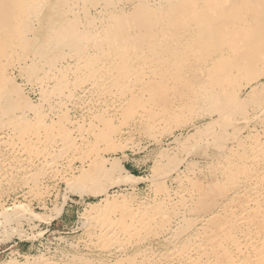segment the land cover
Returning <instances> with one entry per match:
<instances>
[{
    "label": "bare ground",
    "instance_id": "6f19581e",
    "mask_svg": "<svg viewBox=\"0 0 264 264\" xmlns=\"http://www.w3.org/2000/svg\"><path fill=\"white\" fill-rule=\"evenodd\" d=\"M52 1L53 0H45V7L48 8H38V10L36 9L37 7L34 4H30L31 2L29 3V0H0V130H8L10 131V134L14 136L13 142L8 139V141L6 142V145H8V147H11V152L15 151V146H19V153H29V155L27 154L28 157H26V159L28 158L27 161L29 162V164L34 163V158H36L34 156H38V152L41 151L42 156L40 154L39 155L41 156V158H44L46 160L48 165H50V167L47 168L49 170L53 162L54 164L58 163L57 159H61V161L63 160L67 163L69 161H72V155L74 157L75 154L77 155V153H79V150L83 151L86 146L90 145L91 147L92 142L89 144V140H86V143L80 145V143L83 141L84 133L86 135V133L91 132L93 136H95V139L96 137L100 136V133L97 132L99 131L97 121L98 119H101L102 116H105V118L102 119H104V121L106 122L109 121L111 117H116L120 113L123 114L127 112L126 114H128L131 119L138 118L142 122H144L143 124H146V126L149 125L151 126L150 128H152L155 123H158L159 120H162V117H164L166 114L168 117L172 114V112L180 109L179 107H182L183 104L178 107V105L173 102L174 99H165L164 95L161 99L160 104L157 105V102L152 101L153 96L151 94L150 87L148 88V85H151V83H155V85L160 87L161 90L167 91L166 88L171 87L173 89L178 82L181 83V73L178 72L183 66L177 64L178 62L174 64L172 59H177V61L180 62H186V60L188 61L189 57L187 56L189 55V53H191L192 55H194L195 53L193 47H196V49L199 51V53L201 54L199 55V58H201L205 64V66H203V69H205L206 72L205 77L203 83L199 84V90L202 92L200 93L201 97L199 102L202 103L206 101V105H208V107L204 109L205 111L203 112V114L209 115V113L216 112L218 114L216 120L218 121H222L225 118L224 116L227 117L228 109L234 108V106H236V98H234V96L230 97V95L235 93L234 91H236L235 86L237 85L236 82L238 78H241L242 80L247 68H252L251 70L253 71V68L258 67L260 64L259 63L257 65L255 61L254 50H256L255 45L260 42V36L264 30L262 26L264 25V0H136L132 3L133 6L130 14H124L125 12L123 10L121 11L124 13L118 12L120 11L119 9L122 8L119 6L117 11L112 0H95V3H100V9L98 12L101 16L103 15L101 12L104 8H106V10H109L106 13V16L100 18V22L98 23H101L100 26H94V28H96L95 31L90 30L92 28L90 27L89 21L82 23L81 21L75 20L76 22H74L73 19H75L76 16V14L74 13L76 12H74L71 17H69V13L66 12L68 13V17L65 18L63 16V10L61 8V6L63 5L59 6L61 0H58L57 3H54V6L51 3ZM43 6L44 4L41 7ZM74 9V7H71L69 8V11L73 12L75 11ZM45 11H47L48 13L47 16L45 15ZM51 13L59 14L60 18L58 20H52ZM44 15L46 16L45 18H43ZM31 17L36 18L35 21L36 23H38L37 27L42 25L41 28H44L43 31L45 30L44 33L46 34V38L41 45L39 44L40 46L38 45L39 47H37L36 50L34 49L35 52L33 50L34 54L28 56L25 51H27L26 48L28 47L27 32L29 29H31L30 23L33 22L30 21ZM56 21L59 22V24H57ZM177 28H180V30L178 29V32ZM164 32H166V35L170 36L171 40L166 36H163ZM141 33H143L144 36H148L149 38H143V35L140 38L136 36L137 34H139L140 36ZM105 34H107V44L115 47L110 51L108 50L109 53L106 54L108 55L107 57H111L110 63H112V65L107 67V69L101 66V68H99L100 70H102L101 73L98 72L99 70L96 71L100 73L98 75L95 71H91L92 74L89 72L85 73V75H88L89 79L92 81V84H89L90 87L88 89V93L95 95H93L95 97V101L98 103V107L101 108L99 111L101 113L98 112L97 114L96 111L95 114H92L96 119L97 124L94 120H91L86 124L87 127L84 126V124H81L79 120H76L77 118L74 119L70 117L66 113V111H64L63 113V109L59 110L64 106L61 103L60 106L58 105V110L59 113L60 111H62V114L61 116H58V118L60 119H58V121L54 123V127H52V125H49V121L47 126L44 125L45 127H42V132L38 131L39 133H36V131L35 133H32L31 129L29 128L32 126L33 121L31 116L29 117V112H32L35 116H37V118L39 117L40 124L44 122L45 118L44 116H42L44 118L42 121V117H40V115H42V112L40 111L41 109L38 108V110L35 107L33 108L30 103H21L16 106V103L14 102V94H16V96L20 94L16 92L19 91L17 89L18 87L14 86V84L12 83V79L8 75V68L15 63L19 64V62L23 60L24 64L23 62L22 64L24 66L19 65V67H25L24 72L27 73L28 79H31L33 75L36 78H39V71H42L44 73L45 70H50L51 72L54 71L52 74L55 75L56 72H59L58 75H60V78L58 79L57 77L59 83L55 81V83H58L59 85H56L57 88L50 92L55 93V96L54 94L53 96L56 98H60L62 96L64 98H71L72 93L74 92H72L70 89H73V87L71 86L70 88L67 86L68 82L64 70L62 72L59 71L60 68L55 65L56 60L54 57L49 59L50 61H47V54L45 51L54 48L57 49V47L60 46H67V52H62L63 54H61V56H64V54H66L67 57L83 58L85 57V55L81 54L82 49L95 47V45L93 44L94 42L92 43L93 39H90L88 36H90L91 38H96V36L101 35L98 41L100 43H103L105 40L103 41L102 38H106ZM153 36L155 37V39L152 40L151 37ZM34 39L38 41L36 37H34ZM127 39L131 42L130 46V43ZM144 41L145 45L140 46V44H143ZM179 41L181 45L178 48ZM261 42L263 43V40ZM122 43H125V45L127 44L129 48H126ZM175 43L177 46L173 47L171 44ZM37 44L34 41L33 45L36 46ZM95 44H97V42H95ZM122 45L125 48L122 47ZM102 51L94 49L91 55L88 54L89 56L87 55V57L84 58V60L86 61L85 65L87 64L88 59L91 58V61L93 60L91 56H97V54H100ZM83 54L87 53L83 52ZM261 56L262 55H260V57ZM81 60L78 61V65L76 64V62L75 64H73L74 66L72 67L74 68V73H82L79 67V64L83 62L82 61L80 63ZM119 62L122 63L118 67H115L114 65H117L115 63ZM253 63H256L257 66H254ZM65 64L67 63L65 62ZM150 65H161L160 67H162V70L160 72L162 73L158 71L160 74L154 72L155 75H153L151 71L148 72L147 68L150 67ZM81 67L83 68V65ZM157 67H154V69ZM261 67H264V64L258 67V69H261ZM157 70L159 69L157 68ZM250 76H254V73H252ZM54 77L55 76H53V78ZM46 79L47 78H45V81ZM68 80L70 81V79ZM223 83L225 85H223ZM51 84H54V82H52ZM44 85H46V82ZM49 87L51 88V86ZM189 88L187 89L186 87V90L188 91ZM52 89H54V87H52ZM250 89L251 91L249 96L251 97L254 94V86H251ZM216 93L220 95L227 94L222 99L223 102H221V104L217 103V97H215L216 100L214 98ZM48 96V94L43 95V97ZM49 99L52 98L49 97ZM47 101L46 103L50 102ZM52 101L56 100L52 99ZM61 101V99L58 100V102ZM88 101L91 100L89 99ZM247 102H249V100ZM67 103H69V101ZM84 103L87 104V101ZM186 104L188 105V103ZM72 105L73 104H71V106ZM53 108L54 107L49 106V110L47 109L46 111H49L50 114L53 111ZM16 109H18V111H16ZM99 114H101V116ZM176 118L177 117H175V119ZM37 122L38 121L34 120L33 123L37 124ZM212 123L214 124V122H211V124ZM40 124H37V126ZM213 124L208 126H214ZM235 130L236 127L234 131ZM226 132L227 131H224L223 134H227ZM6 136H8L9 138V135ZM77 137H80L79 140ZM80 140L82 141L78 143V141ZM249 140L250 143H246L248 146L246 148L248 149V152L245 155L242 154L243 152L241 151V149L243 144L240 145V143L235 147L234 150L228 149L229 152L225 153L224 155V159L227 158L230 161L231 165L229 167L226 166L227 168H223V171L233 170L234 172V170L237 169L236 171L240 172L237 176L231 175L228 177V182L234 185L232 186V190L230 189L233 192L231 193V195H229V198L225 200L227 202L236 200L238 203L236 206H234V204L228 205V207L224 206L222 210H220L222 211L221 215L218 213L220 215H218L219 218L212 223H210L211 221L208 222V225L205 226L207 228L202 232L203 234L196 232L195 230L192 231L193 228L190 223L187 224V226L182 227L181 230L176 231L175 233L174 231L176 229L173 231L171 236L175 239L171 240L172 245L170 248H167L169 250L165 249V252L162 250L163 252L157 251L158 253H155L156 251L152 249V251H154L152 253L145 247H142L144 243H148V241L150 240L148 239L150 234L151 236H153L154 234L157 235V228L162 229L165 226L169 225V222L172 221V212L175 213H173V215L177 214L175 217H177L178 214L184 212L182 218L179 219L180 225L181 222H183L187 217L185 215V212L189 216L194 211L193 206L195 203L196 194L190 193L187 186V190L183 189L181 191L182 195L179 196L178 202L174 204L175 206L173 205L174 207H172V209H170L171 207L169 208L166 205V202H162L164 204L158 202L159 204L157 205L154 204L153 206L146 207V205L148 204L147 202V204H144L143 209L140 210L137 215L133 214L132 212H128V214L132 216V221L128 219L129 221H131V224L130 226H127L126 229H122L119 223L115 225L118 221H116V223L112 225L113 218L111 219L110 217H106V215L96 221V223L94 221V223L96 224V228L97 226H99L100 229L97 230L98 232H100V238L98 237L99 239H96V246L106 251V254L108 253L110 255V253H115V256H118L114 261L112 260L111 262L105 263H103V261H100V264H264V141H262L260 138H256L253 133L249 135ZM11 143H16L17 145H12ZM36 146L37 148H34ZM84 157L82 159H84ZM5 161H7V159ZM67 163L66 165H68ZM40 164H38V166ZM81 164L83 165L82 162ZM114 164L116 165V161H114L113 163L111 162V166L113 165V167H115ZM8 166L10 167V164H8ZM40 167H42V165H40ZM117 167H119V165ZM10 169H12V167H10ZM13 169L15 168L13 167ZM120 169L123 171L122 168ZM114 170L113 172H117ZM22 174L24 173L22 172ZM131 177L135 176L132 175ZM29 179L31 178H28V180ZM62 179L64 178L62 177ZM24 180L27 179L25 178ZM24 182L25 181H23V183ZM71 185L73 187H78L74 183H71ZM104 198L105 200H103V202L109 201L110 199L107 193ZM226 201H224V203H226ZM223 205L225 204H222L221 206ZM168 210H170L171 212L170 216H167V214H169ZM132 211L134 212V209ZM212 214L213 211L209 212L205 217L212 220ZM117 215V218L120 217L119 214ZM161 215H165V217H161ZM123 216H125V214ZM99 217H101V214ZM129 218L131 219V217ZM206 218L203 217L202 220H207ZM177 219L178 218H176L175 220ZM202 222L204 221H200V223ZM184 223H186V221ZM108 226H110L111 228L108 229ZM213 226L215 227V229L211 228ZM131 234H134L140 239H126ZM123 235L128 236L126 238L123 237V239H120V237ZM145 237L148 238L141 239ZM180 237L181 239H178ZM167 240L170 241L169 239ZM131 247H134L132 256L128 254L129 250H133L131 249ZM80 258L79 260L83 264H87L85 259L83 260ZM42 259L43 258H33V260L31 261L27 258V261L24 263L18 262L16 260L14 261L13 259L12 261L5 264H49ZM107 259L109 258L107 257Z\"/></svg>",
    "mask_w": 264,
    "mask_h": 264
},
{
    "label": "rangeland",
    "instance_id": "374dc122",
    "mask_svg": "<svg viewBox=\"0 0 264 264\" xmlns=\"http://www.w3.org/2000/svg\"><path fill=\"white\" fill-rule=\"evenodd\" d=\"M44 1L45 0H29V3L31 2L30 4H34L37 7L36 9L48 8L45 7ZM57 1L58 0H53L51 2L53 6L54 3H57ZM134 1L136 0H112L117 11L120 6L122 9H119L120 11L118 12L121 13V10H123L125 13H122L124 14L131 13L133 6L132 3ZM43 4L44 6L41 7ZM59 6H61L62 8L64 14L63 16L65 18L68 17V13L69 17H71L73 13L76 12L74 13L76 14L75 19H73L74 22H76L75 20L81 21L82 23L89 21L90 27L92 28L90 29L91 31L96 30L94 26H100L101 23L98 24L100 22V18L106 16V13L109 11L108 9L106 10V8H104L101 12L103 15L101 16L98 12L100 9V3H95V0H61ZM71 7H74L75 11H69V8ZM56 14L51 13L52 20H58L60 18V15ZM45 15H48L47 11H45ZM45 15L43 16V18L46 17ZM30 19V21L33 22L30 23L31 29L28 28V47L26 48L28 52L25 51L28 56L33 55L36 48L39 47L46 38V34L44 33L45 30L43 31L44 28H41L42 25L37 27L38 23H36L35 21L36 18L31 17ZM56 23L59 24V22L57 21ZM262 26L264 28V25ZM180 28H177V32L180 30ZM142 35L143 33H141L140 36L139 34H137L136 36L140 38L142 37ZM90 36L88 37L90 39H93L92 43L94 42L93 44L95 45V47L82 49L81 54L87 57L88 54L91 55L93 53L94 49L104 51H102L100 54H97V56H91L93 59L92 61L91 58L88 60L86 58V65V61L84 60L85 57L82 58L78 56L79 58H73L67 57L66 54H64V56H61V54H63L62 52H67V46H63L64 48L62 46L57 47V49L54 48L55 51L54 49L45 51L47 54V61H50L49 59L54 57L56 60L55 65L60 68L59 71L62 72L64 70L68 82H66L67 86L70 88L71 86L73 87V89H70L72 92H74L72 93L71 98H64L63 96L60 98H56L54 97L55 93L50 92L52 90H55L59 85V82L57 80V77L58 79L60 78V75H58L59 72H56L55 75L52 74L54 72L53 70V72H51L50 70H45L46 73L43 70L45 74L42 71H39V78H36L33 75L31 79H28L27 73L24 72L25 67L22 68V66H24L23 60H21L19 64L15 63L11 65L12 67L10 66L11 68H8V75L12 79V83L14 84V86L18 87L17 89L19 91L16 92L20 94L18 96L14 94V102L16 103V106L21 103H30L33 108H40V111L42 112V115H40V117L44 116L45 118H41L42 121L44 119V122L40 124L39 117L37 118V116H35L32 112H29V117L31 116L32 121L34 122V120H36L38 121L37 124H40L37 126L36 123L32 122V126L29 128L31 129L32 133H35L36 131V133H39L38 131L42 132V129L45 127L44 125L47 126L49 121V125H52V127H54V123L58 121V119H60L58 118V116H61L62 111L63 113L64 111H66V113L74 119L77 118L76 120H79V122L81 124H84V126H86V124L91 120H94L96 123V119L92 114H95L96 111V113L98 114L101 108L98 107V103L95 101V95L88 93V89L90 87L89 84H92V81L89 79L88 75H85V73H91V71L96 72L98 70V72L101 73L102 70L99 69L101 68V66L107 69V67L112 65V63H110L111 57H107L108 55L106 54H108L109 51L115 47L107 44V34H105L106 38H102L103 41L105 40V43L102 41L104 44L98 41L101 35H95L96 38H91ZM163 36H166L171 40L170 36L166 35V32H164ZM34 37H36L38 41L34 39ZM144 37L149 38L146 35H143V38ZM151 38L152 40L155 39L154 36ZM262 40L263 43L261 42ZM34 41L36 42V44L38 43L36 46L33 45ZM95 42H97V44H95ZM128 42L130 43V46V40H128ZM259 43H255L256 50H254L255 61L257 65L260 63L258 67L264 64V30L260 36ZM122 44L125 45V43ZM123 45L122 47H124ZM142 45H145V41L143 44H140V46ZM171 45L173 47L177 46L176 43ZM180 45L181 43L179 41L178 48L180 47ZM125 47L129 48L127 44L125 45ZM193 48L195 50V53L194 55L189 53V55L187 56L189 57L188 61L186 60V62H180L177 61V59H172L174 64L178 62L177 64L183 66L178 72L181 73V83L178 82L173 89L171 87L166 88L167 91L161 90V88L156 86L155 83H151V85H148V88L150 87L151 94L153 96L152 101L157 102V105L160 104L161 99L164 95L165 99H174L173 102L177 104L178 107L182 104L185 106H180V109L172 112V114L168 117L166 114L164 117H162L164 120L161 118L162 120H159V122L155 123L154 126L152 125V128H150L151 126L149 125L146 126V124H143L144 122H142L138 118L131 119L129 115L126 114V111V113L122 112L123 114L120 113L116 117H111L110 120L106 122L104 121V119H102L105 118V116H102L101 119H98V124L96 123L99 127V131H97V129L96 131L100 133V136L96 137L95 139V136H93L91 132H88L86 133V135L85 133L83 134L84 142L82 140L78 141V143L82 141L80 143L81 145L83 143H86V140H89V144L92 142L91 147L89 145L86 146L83 151L79 150V153H77V155L75 154L74 157L73 155L71 156V160H73L69 161L68 163L63 160L61 161V159H57L58 163L54 164L53 162L50 170L47 169L50 167V165L47 164L44 158H41L42 151L38 152L39 157L37 155L34 156L36 157L34 158V163L30 164L27 161L28 158L26 159L29 153H19V146H15V151L11 152L12 149H10L11 147H8V145H6V142L8 140L13 142L14 136H12L10 134V131L8 130H0V162L3 160L0 163V264H5L12 261L13 259L14 261L16 260L18 262L24 263L27 261V258L31 261L33 260V258H43L42 260L49 264H68L69 262V264H83L79 260L80 257V259H85L87 264H100L102 261L103 263L111 262L112 260L114 261L118 257L115 256V253H113L114 255L112 253H110V255L108 253L106 254V251L96 246V239L100 238V232L97 231L100 229L99 226H97L96 228V221L106 215V217H110L111 219L113 218L112 225H114L116 221H118L115 225L119 223L122 229H126L127 226H130V222L132 221V216H130L128 212H132L133 214L137 215L138 212L143 209L144 204H147V202L148 204L146 205V207L153 206L154 204L157 205L160 202H166V205L169 208L171 207L170 209H172V207L175 206L174 204L178 202L179 196L182 195L181 191L183 189L187 190V186L190 193L196 194L195 203L193 206L194 211L190 214L191 216H188L185 212V215L187 217L185 216V220L179 225V219L182 218L184 212L178 214L177 217H175L177 214L173 215L174 212H172V221L169 222V225H171H167L162 229L157 228V235L154 234L153 236H151L150 234L151 237L149 236V238H141L150 239L148 243H144L142 247H145L152 253L154 251H156L155 253L163 252L165 249L169 250L167 248L171 247V240L175 239L171 236L175 229L176 230L174 231V233L181 230L182 227L187 226V224L191 223L193 228L192 231L195 230L196 232L202 233L203 230L207 228L205 226L208 225L209 221H211L210 223H212L219 218L222 213V211L220 210H222L224 206L228 207V205H237L238 202L236 200L227 202L225 199L229 198V195H231V193L233 192L231 190L233 188L232 186L234 185L228 182V177L231 175L237 176L240 172H237V169L234 170V172L233 170L223 171V168H225L226 166L229 167L231 165L230 161L227 158L224 159V155L225 153H228L229 150H234L239 143L240 145L243 144L241 151L243 152L242 154L245 155L248 152V149L246 148L248 147L247 144L250 143L249 135L251 133H253L256 138H260L262 141H264V67H261V69H258V67H254V72L251 70L252 68H247L242 80L241 78H238L236 82L237 85L235 86L236 91H234L235 93L230 95V97L234 96V98H236V106H234V108L228 109L227 117L224 116L225 118L222 121H218L216 120L218 115L216 112L209 113V115L203 114V112L205 111L204 109L208 107V105H206V101L202 102L204 105L199 102L201 97L200 93H202L199 90V84L203 83L205 77L206 72L205 69H203V66H205V64L204 61L199 58V55H201L199 51L196 49V47ZM83 52L87 54H83ZM260 55L262 56L260 57ZM78 59L81 60L80 63L82 61V63H84L79 64L80 70L82 71L81 74L73 72L74 68L72 66H74L73 64H75V62L76 64L78 63ZM101 61H104L105 63H102ZM65 62L67 64H65ZM121 63L122 62L115 63L117 65L114 66L118 67ZM256 63H253V65L257 66ZM19 65L22 66L19 67ZM82 65L83 68L81 67ZM160 66L161 65H150V67L147 68V71H151L153 75H155L154 72L160 74L162 73L160 72L162 70V67ZM154 67H157L159 70H157V68L154 69ZM68 72L71 75H69ZM98 72H96L97 75L100 74ZM252 73H254V76H250ZM53 76L55 77L53 78ZM45 78H47L46 81ZM68 79H70V81ZM51 81L54 82V84H51ZM55 81L58 83H55ZM43 82L44 84L46 82V85H44ZM223 85L225 84L223 83ZM49 86H51V88ZM251 86H254V94L250 97L249 94L251 91ZM52 87H54V89H52ZM186 87L187 89L189 88L188 91L186 90ZM43 93L48 94L49 96L43 97ZM226 95H220L216 93L214 98L217 97V100L216 98L215 100L217 101V103L221 104V102H223L222 99ZM49 97L56 101H52V99H49ZM59 99H61L62 101L58 102ZM89 99L91 101H88ZM67 100L69 101V103H67ZM248 100L249 102H247ZM46 101L50 102L46 103ZM86 101L87 104L84 103ZM61 103L64 106L59 109H63L59 113L58 107ZM186 103H188L189 106ZM71 104L73 105L71 106ZM49 106L54 107L53 111L50 114L49 111H46L47 109L49 110ZM186 106L189 108H187ZM16 111H18V109H16ZM99 115L101 116V114ZM175 117L177 118L175 119ZM211 122H214V124L212 123L214 126L210 127L208 125H212ZM235 127L236 130L234 131ZM224 131H227V134H223ZM6 135H9L10 139ZM80 137H77L78 140ZM13 144L17 145L16 143ZM34 148H37V146ZM21 156H23L24 158ZM83 157L84 159H82ZM6 159L7 161H5ZM223 159L226 161H224ZM114 161H116V165L114 164L115 167H113V165L111 166V162L113 163ZM39 162H43L44 164H40ZM81 162L83 163V165L81 164ZM66 163L68 165H66ZM8 164H10V167H12V169H10ZM23 164H26L27 166ZM38 164L42 165V167H40V165L38 166ZM118 165L119 167H117ZM13 167L16 170L13 169ZM120 168H122L123 171ZM113 170L117 172H113ZM22 172L24 174H22ZM83 174H86L87 176ZM132 175H134L135 177H131ZM61 176L64 179H62ZM89 176L94 180H92ZM24 177L27 180L28 178L31 179L27 181L24 180ZM11 178L13 179V181ZM23 181L25 182L23 183ZM71 183L76 184L78 187H73ZM106 193L108 194L110 199L109 201L103 202V200H105L104 197ZM224 201H226L227 204L224 203ZM222 204L225 205L221 206ZM130 206H133L132 209ZM133 209L134 212L132 211ZM211 211H213L212 220L205 217ZM168 212L169 214H167V216H170V210H168ZM123 213L125 214V216H123ZM100 214L101 217H99ZM117 214H119L120 217L117 218ZM163 216L165 217V215H161V217ZM129 217H131V219ZM203 217L207 220H202ZM176 218L178 219L175 220ZM128 219L131 221H129ZM199 220L204 222L200 223ZM185 221L186 223H184ZM107 228L110 229L111 227L108 226ZM211 228L215 229L214 226ZM167 230L170 231L168 232ZM96 234H98L99 236ZM127 236L128 235H123L120 237V239H123V237L126 238ZM126 239L140 238L136 237L134 234H131ZM167 239H169L170 241H168ZM178 239H181V237ZM145 244H148L149 246H146ZM131 249L133 250H129L128 253L130 256L133 255L134 247H131ZM152 249L154 251H152ZM107 257L109 259H107Z\"/></svg>",
    "mask_w": 264,
    "mask_h": 264
}]
</instances>
